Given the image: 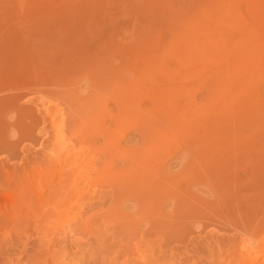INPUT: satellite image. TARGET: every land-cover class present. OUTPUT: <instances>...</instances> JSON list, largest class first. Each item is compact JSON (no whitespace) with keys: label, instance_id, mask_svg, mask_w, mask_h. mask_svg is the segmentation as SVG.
<instances>
[{"label":"rangeland","instance_id":"obj_1","mask_svg":"<svg viewBox=\"0 0 264 264\" xmlns=\"http://www.w3.org/2000/svg\"><path fill=\"white\" fill-rule=\"evenodd\" d=\"M0 264H264V0H0Z\"/></svg>","mask_w":264,"mask_h":264},{"label":"bare ground","instance_id":"obj_2","mask_svg":"<svg viewBox=\"0 0 264 264\" xmlns=\"http://www.w3.org/2000/svg\"><path fill=\"white\" fill-rule=\"evenodd\" d=\"M56 119H57V116H56ZM52 121H54V122H56L55 121V117H54V115H53V120ZM57 128H58V126H57ZM58 132L55 134V136H56V141H59L60 139H61V134H60V132L59 131H61L60 129L59 130H57ZM66 149V148H65ZM64 149V150H65ZM68 149V148H67ZM66 152V151H65ZM67 153V152H66ZM70 154V153H69ZM66 156V154L64 155V158H67V156L69 157V155H68V153H67V156ZM59 157H61V156H59ZM43 194V193H42ZM65 197H63L62 199H64ZM69 198V197H68ZM70 199V198H69ZM29 200V199H28ZM68 200V199H67ZM62 203V202H61ZM54 210V209H53Z\"/></svg>","mask_w":264,"mask_h":264}]
</instances>
